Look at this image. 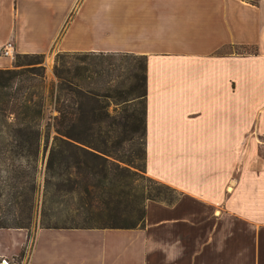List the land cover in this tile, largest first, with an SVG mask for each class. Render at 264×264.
Wrapping results in <instances>:
<instances>
[{"label": "crops", "instance_id": "crops-1", "mask_svg": "<svg viewBox=\"0 0 264 264\" xmlns=\"http://www.w3.org/2000/svg\"><path fill=\"white\" fill-rule=\"evenodd\" d=\"M19 55L146 58L141 228H0L13 264H264V0H0Z\"/></svg>", "mask_w": 264, "mask_h": 264}, {"label": "trees", "instance_id": "trees-1", "mask_svg": "<svg viewBox=\"0 0 264 264\" xmlns=\"http://www.w3.org/2000/svg\"><path fill=\"white\" fill-rule=\"evenodd\" d=\"M64 56H75L76 62L65 61L56 66L55 74L58 83L52 87L50 94L56 88L57 97L54 111L56 116H50L43 129L45 107L43 102H34L32 97L20 100L22 86L16 83V72L0 70V80L6 78L2 88L9 89L6 100L0 104V116L11 143L4 144L1 152L9 153L11 158L25 159L26 163H37L40 154L43 157L48 153L46 164L45 196H48V205H78V207L65 209H51L54 212L44 214L42 219L45 228H141L137 222L119 221L116 213L123 212L115 208L110 212L113 201L106 196H113L117 183L113 181V167L119 163L129 164L137 160L143 152L141 138H145L144 156L146 160V58L128 53H62ZM23 58L37 59L42 63L43 54L21 55ZM122 57L134 62L132 67L145 70L144 76H138L135 71L131 76L137 78L133 91L138 88L145 92L138 96L144 99L145 113L142 119L134 109H122L119 114L109 116L99 104L102 98L114 97L120 103L129 102L125 96L128 91L119 89L117 84L105 88L104 81H114L123 75V61L117 63ZM142 91V90H141ZM108 93L110 94L108 96ZM135 99V98H133ZM137 99V98H136ZM89 103L95 104L88 110ZM110 125H104L105 122ZM105 126H107L105 131ZM56 132L54 141L49 147V130ZM142 131L144 134H142ZM112 141V142H111ZM44 142V144H43ZM111 142V143H109ZM130 142L129 150L126 143ZM136 157V159H134ZM114 159V160H113ZM144 160V163H145ZM145 165V164H144ZM13 183L16 195L32 193L36 190L33 171L26 170L22 164H12ZM35 169V166L32 168ZM129 168H126L128 170ZM151 179V178H150ZM167 186V185H166ZM175 192L174 189L167 186ZM177 198L167 202L173 203ZM114 208V207H113ZM93 209V210H92ZM49 210V211H51ZM88 211L89 221L75 222L74 212ZM67 212V217L76 224L51 223V214ZM91 211V212H90ZM1 213V212H0ZM95 214L100 221L93 220ZM108 213V214H107ZM107 214V215H106ZM97 215V216H96ZM96 222V223H93ZM144 224V223H143ZM29 228V225L11 224L0 215V228ZM1 261V260H0Z\"/></svg>", "mask_w": 264, "mask_h": 264}, {"label": "rangeland", "instance_id": "rangeland-1", "mask_svg": "<svg viewBox=\"0 0 264 264\" xmlns=\"http://www.w3.org/2000/svg\"><path fill=\"white\" fill-rule=\"evenodd\" d=\"M6 58L7 66L0 70L12 71L16 72V83L18 87L22 86V94L20 100H24L27 97H32L34 102H43L45 111V118L43 121V129L45 130L46 123L50 116H56L57 112L54 111L57 92L56 88H54L53 95L50 94L52 87L58 83V78L55 74L56 66L60 65L61 62L65 61L67 63L76 62L75 56H64L62 53H58L56 51L51 52L49 55H44L41 59L42 63L39 64H31L40 62L39 59L33 62L32 59L23 58L21 55L16 54L14 57H4ZM124 59L119 57L117 59V63L123 62ZM127 61V62H125ZM123 75L119 79H115L114 81L107 82L106 80L103 82L105 88L112 87L117 84L119 89L128 91L125 94L129 98V102L125 105V103L116 102L114 97L102 98L99 104L103 107V111H105L109 116H114L115 114H119L122 109H127L130 112L134 109L137 110V113L140 117L144 118L145 113V105L144 99L138 98L145 92V89L138 88V91L135 92L132 90L133 85L139 81L137 78L132 77L130 74L134 62L125 60ZM138 76H144V69H136L135 71ZM7 78V77H6ZM3 78L0 80V104L6 100V93L9 92V89L2 88V82L6 79ZM142 90V91H141ZM110 94L108 93V96ZM135 98V99H133ZM137 98V99H136ZM5 99V100H4ZM95 104L89 103L86 106L88 110ZM110 125L107 121L104 125ZM4 124L2 123V118L0 116V215L3 219L9 221L11 224L17 225H29L31 229L38 226H42V219L45 213L54 212L51 209H65L66 206L70 208L78 207V205H48L47 199L48 196H45V181H46V164H47V156L48 153L43 157V154H40L39 160L37 163L28 164L25 159L21 158H11L9 153L1 152L4 144L11 143L10 138L7 135V129L4 128ZM107 126H105L106 131ZM50 138H49V147L53 144L54 136L56 132L53 128L49 130ZM142 134L144 132L142 131ZM112 142V141H111ZM109 142V143H111ZM141 149L142 153L139 155L137 160H133L132 163L125 164L119 163L118 167H113V172L111 173L114 177L112 178L115 183H117V187L113 193V196H106V199L112 198V209L110 208V212L115 208L121 209L123 212L116 213L118 216L117 220L119 221H127V222H137L139 226H143L144 223V205L147 200H159L164 202H170V200L177 198L178 193L168 189V187L162 183H159L153 179H150L145 172V138L144 135L141 138ZM44 144V142H43ZM126 150L130 149V142L126 143ZM130 154V150L128 151ZM261 154L264 156V149H261ZM135 156L134 159H136ZM114 160V159H113ZM15 166H19L20 164L23 167L33 173V179L36 184V190L32 193H26L21 195L15 194V189L12 187L13 183V171L12 164ZM35 166V169L32 168ZM126 168H129L126 170ZM114 207V208H113ZM51 210V211H49ZM93 210V209H92ZM88 211L83 210L82 212H74L73 215L76 216L75 222H85L90 215H87ZM91 212V211H90ZM108 214V213H107ZM106 214V215H107ZM92 217H95V214H91ZM97 216V215H96ZM67 217V212H57L56 214H51L49 221L51 223H56L60 225L64 224H76L74 221ZM97 217L93 218L91 221H100V218L95 220ZM89 221V220H87ZM96 223V222H93Z\"/></svg>", "mask_w": 264, "mask_h": 264}, {"label": "built area", "instance_id": "built-area-1", "mask_svg": "<svg viewBox=\"0 0 264 264\" xmlns=\"http://www.w3.org/2000/svg\"><path fill=\"white\" fill-rule=\"evenodd\" d=\"M15 52L16 51H15L14 43L10 41L3 46L2 50H1V55L3 57L12 58L16 55ZM0 264H13V261L3 259L0 261Z\"/></svg>", "mask_w": 264, "mask_h": 264}]
</instances>
